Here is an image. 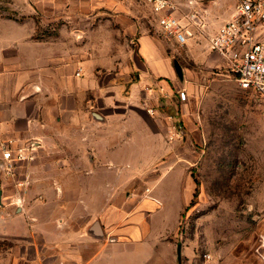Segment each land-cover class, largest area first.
<instances>
[{"label":"crops","instance_id":"1","mask_svg":"<svg viewBox=\"0 0 264 264\" xmlns=\"http://www.w3.org/2000/svg\"><path fill=\"white\" fill-rule=\"evenodd\" d=\"M170 1L196 10L202 0ZM203 1L214 5L213 28L238 4ZM159 16L148 0H0V140L12 139L30 155L12 175L0 167V181L11 179L0 190L8 198L0 237L14 238L21 264H106L114 253L125 264L126 248L144 244L150 219L168 202L164 189L132 197L143 185L138 176L167 147L164 113L148 119L132 105L138 95L159 103L177 72L167 39L178 42L163 34ZM55 21L63 22L56 37L37 36L40 25ZM109 35L118 36L113 45ZM137 146L149 152L134 155ZM105 192L113 195L107 204ZM146 254L144 263L152 257Z\"/></svg>","mask_w":264,"mask_h":264},{"label":"rangeland","instance_id":"2","mask_svg":"<svg viewBox=\"0 0 264 264\" xmlns=\"http://www.w3.org/2000/svg\"><path fill=\"white\" fill-rule=\"evenodd\" d=\"M213 6L203 0L196 10L174 6L189 31L188 44L166 38L169 55L181 65L182 76L176 72L169 79L167 92L154 106L142 95L132 104L148 119L157 117V111L164 113L168 125L167 147L161 149L159 163L138 176L143 185L135 186L132 197L141 199L160 189L158 196L164 189L168 202L150 219L144 244L126 248L125 264H264V98L243 88L225 59L209 49L208 42L219 27L210 24ZM193 13H200V25L194 23ZM62 23L40 25L37 36L42 38L48 31L56 37ZM117 38L109 35L106 44L113 45ZM104 99L105 106H112ZM132 152L144 155L149 150L137 146ZM3 180L0 190L11 179ZM110 196L105 192L104 204L111 202ZM0 198L1 208L8 198L3 194ZM145 252L152 255L146 263L141 260ZM207 252L212 260L205 259ZM17 254L14 238L0 237V264H21ZM113 255L106 264H118Z\"/></svg>","mask_w":264,"mask_h":264},{"label":"built area","instance_id":"3","mask_svg":"<svg viewBox=\"0 0 264 264\" xmlns=\"http://www.w3.org/2000/svg\"><path fill=\"white\" fill-rule=\"evenodd\" d=\"M155 13L161 14L158 23L167 38L185 44L188 30L173 13L170 0H148ZM264 0H238L231 19L222 24L210 38V45L229 61L230 70L245 89H252L264 98ZM79 74V72L77 73ZM185 95V92H182ZM150 111H152L150 109ZM3 169L13 171L17 161L30 157L27 147L15 146L12 139L0 140ZM4 161V162H3ZM211 260L212 254H204ZM213 264V263H211Z\"/></svg>","mask_w":264,"mask_h":264},{"label":"water","instance_id":"4","mask_svg":"<svg viewBox=\"0 0 264 264\" xmlns=\"http://www.w3.org/2000/svg\"><path fill=\"white\" fill-rule=\"evenodd\" d=\"M174 63H175V69H176L177 73L179 75H182V67H181V65L179 64V62L177 60H175ZM0 167H3V164L0 163ZM0 197H1V194H0ZM0 203H1V201H0ZM96 232L97 233L101 232L98 227L96 228ZM177 256H178V259L180 261V259H181V246L180 245H178V248H177Z\"/></svg>","mask_w":264,"mask_h":264}]
</instances>
